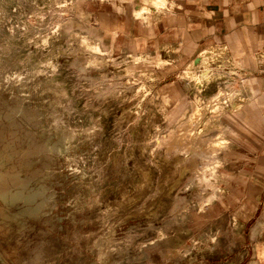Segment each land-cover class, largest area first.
<instances>
[{
	"label": "rangeland",
	"instance_id": "1",
	"mask_svg": "<svg viewBox=\"0 0 264 264\" xmlns=\"http://www.w3.org/2000/svg\"><path fill=\"white\" fill-rule=\"evenodd\" d=\"M103 1L0 0V221L45 201L20 216L23 226L0 231V264H243L246 236L226 178L227 163L235 167L226 116L236 107L225 104L220 127L205 132L228 139L215 171L204 172L208 186L188 164L195 150L167 147L195 97L204 119L218 90L236 91L241 108L247 86L236 62L227 53L208 63L196 57L192 71L212 75L200 87L181 77L185 68L163 81L166 62H134L137 54L114 55L99 43L85 7ZM114 3L135 19L161 9L133 16L131 0ZM58 142L60 149L40 148ZM17 182L23 195L43 192L11 204L1 194Z\"/></svg>",
	"mask_w": 264,
	"mask_h": 264
},
{
	"label": "crops",
	"instance_id": "2",
	"mask_svg": "<svg viewBox=\"0 0 264 264\" xmlns=\"http://www.w3.org/2000/svg\"><path fill=\"white\" fill-rule=\"evenodd\" d=\"M114 2L85 7L99 43L114 55L163 59L171 68L163 81L211 48L224 49L238 65L247 92L235 116H226L235 127L227 152L235 167L227 163L226 178L235 182L237 220L246 236L239 246L243 264H264V0H165L145 20L133 18L128 5L116 10Z\"/></svg>",
	"mask_w": 264,
	"mask_h": 264
},
{
	"label": "bare ground",
	"instance_id": "3",
	"mask_svg": "<svg viewBox=\"0 0 264 264\" xmlns=\"http://www.w3.org/2000/svg\"><path fill=\"white\" fill-rule=\"evenodd\" d=\"M131 2L133 3V5H135L134 7H136L134 10H132V13L135 14L133 16L143 17L142 15H144V13L146 14L150 10L153 11L155 9L161 8V5L163 6V0H131ZM164 2H165V0H164ZM80 42L82 45L89 47L92 50L101 51L99 44L96 42L95 43L90 42L86 36H81ZM224 53H225L224 49H222V48H216V49L211 48V49L202 51L197 57H198L199 61H201L203 63H208L207 61L209 59H213V58H217L216 60L221 58L223 60ZM143 56H146V57H143ZM148 56L149 55H143L140 53V54L133 56L132 60L134 62L140 61V60L141 61L151 60V61H153V64H154L153 66L162 65L165 63V61H163V59H160V58L156 59L154 57H150V56L148 57ZM195 62H197V58L195 59ZM195 62L192 61L191 63H189V65H187L185 67V69L181 73V77H184V78H187L188 80L194 81L195 86L200 87L202 83L210 82L212 80V75H211V72L209 73V71H208L209 69L208 70L204 69L199 74L193 72L192 71V65ZM205 66H206V64H205ZM212 73H213V71H212ZM231 89H233V88H231ZM238 95L239 94L234 90H230L226 94L222 93L221 90H218L216 94H214L211 97L209 96L210 98L208 97L209 99L206 101L205 107L210 110L211 115H210V118H205V119H204V115L202 113L203 110H201L202 107L200 108V106L197 103L199 101L198 96L195 97L194 99L196 101L191 104V107L188 110V113L187 114L183 113V114L187 115V120L184 122L181 120L183 123L181 125H179V123H180L179 122L178 123L179 126L177 125L178 127H176V129L173 131V134L168 137L169 140L167 139L169 141L167 143V147H169V148L170 147H177L178 149H193V150H195L192 157L188 160V164L191 165L192 167L196 168L195 173L198 176L199 185L200 184L206 185V183L208 181L205 177L204 172L210 171L214 167L218 166L220 161L216 157V151L219 148L223 147L224 145L226 146V139L223 136L218 134V136H216L215 139L206 138L205 132L207 130H209L214 125L216 127H220V125H221L220 122L222 121L221 119L224 117L223 116V113H224L223 107L225 106V104L231 103L234 107H236V110L238 111L239 108L237 106H235V104H233V102H232L233 98L238 97ZM238 100H240V99H238ZM167 102H168V97L163 98V102H162L163 106L166 105ZM183 114H182V117H183ZM197 124H199L198 128H196V126H195ZM7 130H9V129H7ZM166 142H164V143H166ZM61 147H62L61 143L58 142V144H56V145L55 144L50 145V146L43 145L40 148L51 149V150L54 149L55 150V149H60ZM200 149H202V151H200ZM0 154H1V152H0ZM4 155H5V152H4ZM4 155H0V165L4 161V157H5ZM7 158H8V156H7ZM213 171H215V170L213 169ZM2 176L3 175L0 172V178ZM11 176H13V175H11ZM206 186H208V185H206ZM8 190H6V191H8ZM22 191H23L22 190V183L17 182V184L15 185V187L11 191L6 192V193L3 191L4 193L1 195H2L3 199L7 200L8 202H11V204L16 202L19 199H22L25 203L26 201L29 202V201L33 200L37 195L41 194V192H43V189H37L32 193L29 192V194L25 193L26 195H23L24 192H22ZM205 198L208 199L209 195ZM22 200H21V202H22ZM43 200H42V202L36 203L31 208L27 207L26 209L19 210L16 213H10L11 211L9 213H6L3 216L2 220L0 221V231L7 233L9 231V228H10V225L12 222H17L19 227L23 226V223L19 219L20 216H22L25 213H28L31 215L36 214L39 211V209L42 207V205L45 203V201H43ZM6 211H9V210H6Z\"/></svg>",
	"mask_w": 264,
	"mask_h": 264
}]
</instances>
